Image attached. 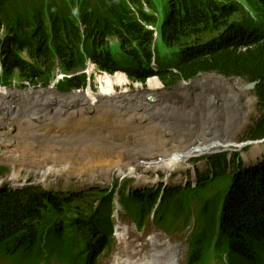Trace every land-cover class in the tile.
<instances>
[{"label": "trees", "instance_id": "16d2710c", "mask_svg": "<svg viewBox=\"0 0 264 264\" xmlns=\"http://www.w3.org/2000/svg\"><path fill=\"white\" fill-rule=\"evenodd\" d=\"M170 2L171 10L156 34L147 25H154L157 18L144 9V4L155 9L152 0H0V30L5 29L0 37V75L4 78L0 83L9 85L6 79L19 70L26 81L47 86L56 64L59 70L74 74L91 61L107 72L125 73L144 82L152 76H167L173 64L178 69L264 42V26L252 27L234 19L247 9L264 14V0ZM213 34L216 38L196 41ZM112 38L120 43L118 53L110 45ZM159 39L176 50L177 60L167 65L162 61ZM257 80L259 97L264 99V76ZM61 84L73 91L86 88L81 76ZM254 130L255 138L264 137V113ZM222 156L211 157V162ZM236 161L239 164L232 174L202 178L197 188L167 189L161 205L158 191L138 190L127 196L124 183L123 203L140 229L153 207L158 206L156 222L170 228L180 220L187 222L192 208L202 204L197 218L203 210L208 220L197 221L186 264H207L213 247L220 259L227 257V264H264V162L245 168L235 154ZM223 177L224 185L219 187L225 193L223 202L213 212L217 203L203 195L209 183L213 185L216 179L222 183ZM116 188L62 193L27 187L0 193V245L28 264L30 259L35 264H49L53 259L62 264H97L114 242L111 208Z\"/></svg>", "mask_w": 264, "mask_h": 264}, {"label": "rangeland", "instance_id": "374dc122", "mask_svg": "<svg viewBox=\"0 0 264 264\" xmlns=\"http://www.w3.org/2000/svg\"><path fill=\"white\" fill-rule=\"evenodd\" d=\"M251 2L253 3L254 0H251ZM152 3L155 9H151L147 4H144V9L148 13H153L157 18V22L154 25L147 26L157 29L161 21L165 19L171 10V2L170 0H152ZM256 6L259 7L258 4ZM247 10L249 11H242L241 14L235 15L234 19L237 21L245 20L252 27L264 26V14L261 12L257 14L251 9ZM213 38H216L215 34L207 37L200 36L196 41L211 40ZM111 40L110 45L112 49L115 53H118L120 43L116 38H112ZM192 41L193 43L195 42L194 39ZM187 44H192V42L189 41ZM157 48L160 51L159 56H164L162 61L165 60L166 65L168 62L177 60L178 53L176 50L168 49L160 39ZM228 54L225 53L223 55L221 53V57L217 55L210 56L198 62H193L190 66H183L178 69H174L175 66L173 64V66H170L173 71L169 72L170 74H166L167 76H152L144 82L132 80L125 73L119 75L102 70L92 61L87 63L86 68L74 74L59 70L56 64L53 80L47 86H44L45 84L42 82L31 83V81H26L20 76L19 70H15L11 78L6 79V82L10 83L9 85L0 83V91L26 86L27 88L24 87L25 90L52 87L60 92H67L65 91V88H67L70 91L68 93H77L88 89L96 92L101 87L100 78L112 76L116 79L114 88L117 94L110 100L104 98L103 101H99V105L93 104L94 107L86 104L84 99L80 104H77L75 100L71 104H68L72 108L78 106L76 110L81 114L80 116L71 115L70 118H67L70 113V110H67L68 99L63 101L65 105L63 107L65 110L64 114L56 117L51 112V121L42 120L29 125L22 122L21 117H9V123L15 124L17 132L12 131L9 133L10 130L3 129L5 124L2 123L0 125V149L2 148L0 150V166L8 167L9 173H12L11 169L14 167L20 172L22 178L29 175L32 181H35L37 172H42L45 175L49 174L50 176L55 174L51 178V184H56L58 178V188L60 190L79 191L81 182L91 174L97 175L100 172L106 176V179L111 173H114V169L118 166L135 165L133 167L137 168V174H135L134 170L129 171V168L126 167L124 169L125 172L129 171L128 173H130L128 177L127 175L122 176L116 173L111 180H104L103 182L105 186L112 184L115 188L121 186V183H126L128 187L134 188L136 186L138 188V175H154L152 171H148L143 165V163H147V160H153L160 156L174 157L186 155L191 148L206 142L209 139L210 132H212L211 135L216 136L223 134L224 138L229 136L227 139L230 138L233 142L226 141L225 143L230 146L222 147L215 153L203 152L202 156L191 158L188 161L189 166L184 162L164 164L165 170L174 166L181 170L188 166L186 170L172 173L170 181L176 183V180L182 177L185 179L184 182L175 185L187 184L188 182L189 184L175 187H171L174 184H169V187H166L165 173L168 172L162 169L157 171L159 183L147 185L145 188L159 192L160 196L157 203L160 205L167 189L185 186L197 188L202 178L216 177L215 175L218 174L223 176L225 174H232L236 167V163L234 162L235 154L241 157L244 166H253L252 163H247L244 156H249L250 161H252L253 148L257 144L264 148V142L253 143L264 139V137L255 138L253 136L256 130L254 128L264 113V99L259 97L260 87L258 86L259 80H257L258 77L264 76V42L250 48L233 50V52L230 51ZM24 55L26 56V54ZM162 65H164L163 62H161ZM206 75L215 76L210 84L202 86L200 83H193L194 81L203 79ZM74 76L85 77L86 88L73 91L67 85L64 87L61 84L66 83L68 79H73ZM152 78H157L162 82V87L156 90L158 93L152 91L151 87L148 86V82ZM216 78L218 80H215ZM0 79H4L2 75H0ZM223 79L228 80L223 82ZM237 80H240L243 87L239 86L237 88ZM253 81H258L255 88L248 89L245 87L247 83ZM222 85L231 90L232 93L238 95V101H234L235 103L226 102L224 100L227 99V95L224 98L226 88ZM164 91L168 94L161 93ZM8 92L10 91L8 90ZM137 92H143L144 94L139 98L138 94L134 95ZM151 93L159 94L158 98H154L155 100L152 102L148 98V96H151ZM13 95V100L11 101H4L0 96V121L6 120L8 117L5 114L7 105L17 99H23L15 96L16 93H13ZM122 95H130V101L120 107L111 106L112 102H107ZM57 96L55 91H48L41 97H38L39 99L36 101H32V103H42L44 100L53 101L63 98ZM73 96L71 94L66 97H78ZM25 101L30 102L31 100ZM136 106H141L146 110L135 111ZM1 111H4V114ZM135 118L137 119L135 120ZM63 120H66L64 124L59 122ZM224 126L225 130L228 129V135L224 134ZM2 132L5 133L2 135ZM6 133L9 135H6ZM1 136L5 141H2ZM262 153L264 156V149ZM217 154H224L225 157L222 156L220 160L211 162V157ZM106 159L118 161V163L106 162ZM157 160L150 163L151 170L156 171L159 169L158 164L162 160L159 162ZM223 179L224 181L219 184H217L219 182L217 179L213 185L209 183L208 187L210 189L206 192L207 194L203 195V197L206 195V199L211 198L217 203L213 208V212H216L223 202L225 193L219 189V187L224 185L225 178L223 177ZM123 202L122 195H120V199H117L113 204L114 208H111V213L118 211V217H114V244L110 249L105 251L99 259L98 264H115L116 257L118 256L130 263L140 262L152 248L151 241H158V239L162 243H165V246L172 249V251L176 249H179L181 253L183 251L185 257L183 259L181 257L178 264L186 263L189 249V235L193 231L195 221L207 222L208 220V218L206 220V213L204 214L203 210V216L197 218V210L203 207L202 204L194 206L189 219L191 220L189 226L181 225L172 230L163 229L151 219V212L150 216L145 218L143 230H139V227L137 228L135 225L133 216L127 213L123 207ZM130 207L133 208L134 205ZM117 208L121 209V211L117 210ZM156 208L153 207L152 211ZM209 212L212 211L209 210ZM211 215L209 214L208 217ZM122 235H124L123 239L120 238ZM159 250H164V248L161 246ZM131 252L136 253L137 256L130 255ZM220 263L226 264L218 256H212L210 264ZM0 264H4V262L0 261Z\"/></svg>", "mask_w": 264, "mask_h": 264}, {"label": "bare ground", "instance_id": "6f19581e", "mask_svg": "<svg viewBox=\"0 0 264 264\" xmlns=\"http://www.w3.org/2000/svg\"><path fill=\"white\" fill-rule=\"evenodd\" d=\"M215 76H211V75H206L203 77V79H200L198 81H194L193 83H200L202 84V86H206L208 84H210L211 80H214ZM215 80H218V78H216ZM228 79H223L222 81H227ZM100 83H101V87L99 88V91H93L91 89H88L86 91H79L75 94H73L75 96H79L81 97L82 99H84L86 101V104L90 105L91 107H94L93 104H96V105H99V101H103L104 98H108L109 100L111 98H113L114 95L117 94V92L115 91V83H116V79H114V77L112 76H103L100 78ZM237 82V88L240 86V87H243L240 83V80L236 81ZM229 85V84H228ZM234 85V84H233ZM148 86L151 87V90L154 91L155 93H158V91L156 92V90L160 87H162V82L157 79V78H152L149 82H148ZM223 87H225L224 85H222ZM232 86V85H231ZM226 88V87H225ZM232 88V87H231ZM252 88H255L252 87ZM48 91H53L51 89L49 90H46L44 92H34V93H24V92H13V93H16L15 96H18V98H36V100L38 99V97H41L42 95H44L45 93H47ZM143 91V90H142ZM229 91V92H228ZM146 92V91H145ZM9 93L11 92H8V90H2L0 91V96L2 97V99L4 101H11L13 100L12 99V95H10ZM21 93V94H20ZM161 93H166L165 91L164 92H161ZM134 94V93H133ZM139 95V98H141L143 96V92H137L136 94L134 95ZM168 94V93H166ZM50 95V94H49ZM159 95V94H158ZM158 95L157 94H152L151 93V96L153 98H158ZM224 98L226 97L227 95V99H224L226 102H234V101H238V95L234 94L231 92V90H228L226 88V91L224 92ZM14 96V95H13ZM54 96V95H53ZM44 97V96H43ZM58 97V96H57ZM62 99V98H61ZM99 99H102V100H99ZM130 101V95H122L120 97H117L111 101H107V102H112V105L111 106H114V107H120L122 105H124L126 102ZM28 102V101H27ZM84 102V101H83ZM95 102V103H94ZM40 103V102H39ZM235 103V102H234ZM37 104V103H35ZM83 105V104H82ZM80 105V106H82ZM138 105H141V104H138ZM85 107V105H83ZM103 106V105H102ZM89 107V106H88ZM137 108H135V111H145L146 109L141 107V106H136ZM151 107V106H150ZM208 107V106H207ZM83 108V107H82ZM168 108V107H167ZM116 109V108H115ZM166 109V107H165ZM68 110V109H67ZM96 110V109H95ZM168 110V109H167ZM133 113H135L133 111ZM205 113V112H204ZM4 114V113H3ZM93 114V113H92ZM209 114H210V111H209ZM211 115V114H210ZM215 115V114H214ZM50 116V115H49ZM139 117V116H138ZM208 117V116H207ZM1 118V117H0ZM130 118V117H129ZM141 118V117H140ZM21 119L23 120V117H21ZM133 119V118H132ZM137 118H135L136 120ZM19 120V119H18ZM100 121V120H99ZM20 122V121H19ZM33 120H28L26 121L25 123L26 124H29V125H33ZM61 122L62 124H64L66 122V120H63V121H59ZM47 123V122H46ZM139 125V124H138ZM157 125V124H156ZM205 126V125H204ZM131 127V125H130ZM132 128V127H131ZM136 128V127H135ZM168 128V127H167ZM19 129V128H18ZM158 129V128H157ZM133 130V129H132ZM15 132H17L16 130V127L14 129ZM150 131V130H149ZM223 131H224V134L228 135V129L225 130V126L223 128ZM123 132V131H122ZM136 132V131H135ZM139 132V131H138ZM146 132V131H145ZM157 132V131H156ZM227 132V133H226ZM5 132H2V135L4 134ZM57 133V132H56ZM126 133V132H125ZM144 133V132H143ZM212 132H210L209 134V139L204 142L202 145H198L194 148H191V150L186 154V155H177V156H174V157H165V156H160L158 158H162V162H160L158 165H159V169H157L156 171L154 170H151L150 169V163L153 162V161H156V159H149L147 160V163H143L144 167H146V169H148V171H152L154 173V175H138L139 177H137V186H145V185H153V184H156L158 182V179H159V175L157 173V171H159L160 169H162L163 171H166L168 173H165L166 174V177L168 178L167 182L168 183H171V184H179V183H182L184 182L185 179H183L182 177H179L177 180H176V183H172L170 181V175L172 173H174L175 171L179 172V171H182V170H186L187 167L189 166L188 165V161L193 158V157H196V156H202V153L203 152H211V153H215L216 151L220 150L222 147H228L230 145H227L225 142H233L230 138L227 139V137L229 136H226V138L223 137V134L222 135H219V136H216V135H211ZM9 135V134H8ZM89 136V135H88ZM145 136V135H144ZM129 137H131L129 135ZM136 137V136H135ZM2 138V141H5L3 139V137L1 136ZM6 138V137H5ZM106 138V137H105ZM120 139V138H119ZM152 140V139H151ZM172 140V139H171ZM200 140V139H199ZM11 141V140H10ZM119 141V140H118ZM153 141V140H152ZM162 141V140H161ZM1 142V141H0ZM197 142V141H196ZM149 143V142H148ZM1 144V143H0ZM147 144V143H146ZM162 144V143H161ZM14 146V145H13ZM261 146V145H260ZM259 144H257L253 150H252V161H250V157L249 156H244L245 157V160L247 161V163H252L253 164V167H256L257 165L261 164L264 162V156L262 155V151H263V147H260ZM181 147V146H180ZM135 149V148H134ZM2 150V148L0 149ZM168 150V149H167ZM169 151V150H168ZM167 151V152H168ZM97 152V151H96ZM177 154V153H176ZM175 154V155H176ZM110 157V156H108ZM115 162V161H111V160H107L106 159V162ZM44 162V161H43ZM176 162H181V163H186L188 166L182 168L181 170L180 169H177L175 166L174 167H169L167 170H165L166 168L163 166L164 164H172V163H176ZM118 161L115 162V164H117ZM157 163V162H156ZM98 164V163H97ZM133 164V163H132ZM46 165H51V164H46ZM163 167H162V166ZM176 165V164H175ZM182 165V164H181ZM110 166V165H109ZM135 166V165H133ZM133 166H128V165H121L120 167L118 166L116 169H114V173H111L109 175L108 178L105 179L106 176L102 175L100 172L99 174L95 175V174H91L89 175L88 178H84L85 180L83 181L84 183H88V184H102L104 180H111V178L113 176H115V174H119V175H122V176H125L127 175V177L130 175V173H128L130 170H134L135 174H137V168H134ZM128 167L129 168V171L128 172H125V168ZM136 167H138L136 165ZM182 167V166H181ZM108 168V167H107ZM179 168V167H178ZM193 168H195L193 166ZM150 169V170H149ZM41 171V170H39ZM113 171V170H112ZM53 172V171H52ZM108 172H111V171H108ZM106 173V172H105ZM37 175H39V178L36 179L35 182L37 183H40L42 185H49L51 184L52 182V177L55 175H45L44 173L40 172L38 173L37 172ZM42 175V177H41ZM47 177V178H46ZM187 178V176H186ZM19 179H20V175L19 173L17 172H13V177L11 179L12 182H15V184H18L19 182ZM58 178H57V181H56V184L58 183ZM82 183V185L84 184ZM159 183V182H158ZM118 225H121V224H118ZM151 246L152 248L147 252V254L145 255V257L140 261V262H132L130 263L129 261H127L126 259L118 256L116 257V263L115 264H178V261L181 260V257L182 259L185 257V254H183L184 252L179 250V249H176L175 251H172V249H169L167 246H165V243H162L161 240L158 239L157 240H152L151 241ZM163 247L164 250H159V247ZM178 246V245H177ZM137 250V249H136ZM141 254V253H140ZM130 255L132 256H137L136 253L134 254L133 252L130 253ZM131 257V256H130Z\"/></svg>", "mask_w": 264, "mask_h": 264}, {"label": "water", "instance_id": "95a60500", "mask_svg": "<svg viewBox=\"0 0 264 264\" xmlns=\"http://www.w3.org/2000/svg\"><path fill=\"white\" fill-rule=\"evenodd\" d=\"M258 83V81H253L250 83H247L245 85L246 88L251 89L252 87H254L256 84ZM40 92V91H39ZM30 93H34V92H30ZM73 93H67V94H62L60 95V97H63L62 99H56L55 101H45L42 103H32V101H36V98H30V104H26L24 102H19L18 105L16 104H9L7 105V111L5 112V114L10 113V116H16L18 114H22L25 110H29V109H33L34 112H40L41 115H47L44 112L48 113V116L53 113H60V111H64L63 107L65 106L63 101L68 100V99H74L77 101L78 104H80V102H82V98L81 97H77V98H71V97H66L68 95H71ZM75 94V93H74ZM150 102L154 101L155 99L152 96H148ZM41 110H43L44 112H42ZM71 112V111H70ZM78 115V114H76ZM264 142V139L259 140L258 142H253V143H262Z\"/></svg>", "mask_w": 264, "mask_h": 264}]
</instances>
